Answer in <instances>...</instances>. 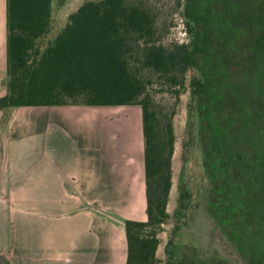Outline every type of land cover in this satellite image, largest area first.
<instances>
[{
	"label": "trees",
	"instance_id": "16d2710c",
	"mask_svg": "<svg viewBox=\"0 0 264 264\" xmlns=\"http://www.w3.org/2000/svg\"><path fill=\"white\" fill-rule=\"evenodd\" d=\"M51 4L6 0L3 115L139 107L146 219L124 220V264H158V235L171 217L173 120L188 94L183 155L193 146L200 153L205 209L251 264L250 233L264 230V0H176L182 41L165 40V6L153 0H87L49 39Z\"/></svg>",
	"mask_w": 264,
	"mask_h": 264
},
{
	"label": "crops",
	"instance_id": "0c3cea01",
	"mask_svg": "<svg viewBox=\"0 0 264 264\" xmlns=\"http://www.w3.org/2000/svg\"><path fill=\"white\" fill-rule=\"evenodd\" d=\"M5 69L0 0V97ZM87 108L98 107H19L6 117L0 111V264H113L112 255L122 253L125 234L113 224L112 202L127 211L136 194L145 196L142 132L113 157L103 125L99 144L91 143L93 125L75 115ZM61 109L75 119L64 121L55 112Z\"/></svg>",
	"mask_w": 264,
	"mask_h": 264
},
{
	"label": "rangeland",
	"instance_id": "374dc122",
	"mask_svg": "<svg viewBox=\"0 0 264 264\" xmlns=\"http://www.w3.org/2000/svg\"><path fill=\"white\" fill-rule=\"evenodd\" d=\"M87 0H52L51 4V24L48 38L52 39L65 25L68 16ZM157 4L165 6L163 10V21L168 28L166 41H182L184 39L182 20L179 13L175 10L176 0H153ZM188 94L181 97V103L177 115L174 117V134L176 141L172 159V186L167 202V212L170 214L168 222L163 226V231L158 235L160 244L158 245L156 256L158 264H245L236 249L227 241L219 228L215 225L212 218L205 209L204 193L205 179L201 167V156L195 146L189 152H184L183 144L186 140L187 116L185 104ZM163 103H166L164 100ZM55 111L64 115V121H72L75 116L70 117L72 112ZM91 123L90 141L99 144L100 124L103 125L106 143L113 149V157L117 152L124 151L128 144L133 143L135 137L141 138V111L136 106L120 107H98L87 108L82 117ZM89 133V128L82 129ZM58 143L62 140L58 138ZM73 143L74 140L68 137L66 140ZM66 142V143H67ZM116 150V151H115ZM118 150V151H117ZM137 188L140 186H136ZM184 190H188L189 207L184 212V217L179 215L177 205L180 195ZM136 194L135 199L128 202L127 211L123 209L120 202H112L115 216H111L113 224L123 225L124 220L142 221L145 216V196ZM141 199H138V198ZM138 201L140 204H138ZM123 203V202H122ZM139 206V207H138ZM58 209H51V214H57ZM66 211V210H65ZM62 212V211H61ZM65 214V212H63ZM64 232V229H63ZM118 238L117 233L114 237ZM251 244L247 250L252 254L251 264L254 260H264V230L254 227L250 233ZM170 243V244H169ZM170 246L173 253L170 258L166 253V247ZM117 247V246H116ZM123 240L122 253L112 255L113 264H124L126 247ZM174 251V252H173ZM246 251V252H247ZM97 255L101 253L96 250ZM219 258L215 260L214 258Z\"/></svg>",
	"mask_w": 264,
	"mask_h": 264
},
{
	"label": "flooded vegetation",
	"instance_id": "af4514ba",
	"mask_svg": "<svg viewBox=\"0 0 264 264\" xmlns=\"http://www.w3.org/2000/svg\"><path fill=\"white\" fill-rule=\"evenodd\" d=\"M214 259H215V260H218L219 258L216 257V258H214ZM258 264H261V263H258Z\"/></svg>",
	"mask_w": 264,
	"mask_h": 264
},
{
	"label": "built area",
	"instance_id": "2783aa9c",
	"mask_svg": "<svg viewBox=\"0 0 264 264\" xmlns=\"http://www.w3.org/2000/svg\"><path fill=\"white\" fill-rule=\"evenodd\" d=\"M183 35H184V33H183Z\"/></svg>",
	"mask_w": 264,
	"mask_h": 264
}]
</instances>
